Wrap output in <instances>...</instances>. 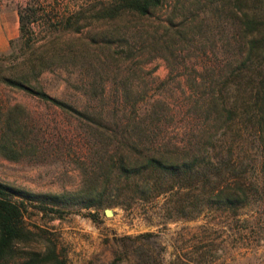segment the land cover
Listing matches in <instances>:
<instances>
[{
	"label": "trees",
	"instance_id": "1",
	"mask_svg": "<svg viewBox=\"0 0 264 264\" xmlns=\"http://www.w3.org/2000/svg\"><path fill=\"white\" fill-rule=\"evenodd\" d=\"M65 2L66 13L57 17L52 15L54 0H0V13L13 5L19 16V36L0 56V63L8 65L7 70L0 68V80L86 123L83 136L94 138L88 148L96 160L88 163L84 157L79 165L83 185L62 194L37 193L0 181V264H66L53 239H46L43 248L25 249L36 234L26 224L29 207L52 218L83 210L95 218L103 207L156 203V214L166 225L204 213L239 215L246 206L255 205L261 209L252 218L263 225L257 215H264V0ZM159 10L183 14L179 22L170 17L169 24L162 25L165 30L160 39L145 24ZM101 23L123 25L98 34L107 46L119 41L126 56L137 46L161 43L170 48L173 26L185 44L181 51L205 53L195 60L185 56L186 66L209 78L202 94L192 91L196 99L186 123L174 125L162 107L144 108L126 100V93L112 104L80 109L31 83L54 61L49 50L41 48L55 49L58 33H80ZM42 27L46 28L44 36ZM216 28L219 46L227 50L220 63L207 55L208 48L218 44L208 36ZM25 110L22 104L0 103V156L6 159L37 157L45 148ZM172 130H177L176 137ZM60 135L64 142L73 137L70 131H60ZM246 135L257 155L254 150L244 152L242 143H237ZM159 239L155 231L124 236L120 240L125 251L116 253L108 264H123L128 240L136 246L139 264H201L212 252L210 247L200 251L195 246L192 253L200 251L195 258L174 244L167 259L163 255L167 246L160 247Z\"/></svg>",
	"mask_w": 264,
	"mask_h": 264
},
{
	"label": "rangeland",
	"instance_id": "2",
	"mask_svg": "<svg viewBox=\"0 0 264 264\" xmlns=\"http://www.w3.org/2000/svg\"><path fill=\"white\" fill-rule=\"evenodd\" d=\"M54 1L56 9L52 15L61 17L66 13V2ZM181 12L159 10L145 24L160 39L165 30L162 25H168L170 17H175V23L179 22L183 15ZM119 26L123 25L101 23L80 33H58L55 49L41 48V51L49 50L54 61L31 83L80 109L112 104L126 93V100L137 101L144 108L152 105L162 107L174 125L186 123L190 116L189 108L196 99L192 91L202 94L208 89L209 81L206 80L209 78H203L202 71L185 63L205 53L200 50L186 55L181 51V45L185 44L176 32L177 27L173 26L168 36L172 42L170 48L163 47L161 43L143 48L137 46L126 56L119 41L107 46L98 34ZM45 29L42 27L41 36L45 35ZM197 35L201 37L199 32ZM18 36V11L10 5L0 13V56L9 51L11 40ZM208 36L213 42L220 39L217 28ZM207 52L217 63L222 61L223 54H227L219 42L209 47ZM7 66L0 63L1 70H7ZM0 103L4 106L22 104L26 108L24 115L35 126L36 134L45 146L37 157L14 161L0 156V181L37 193L62 194L81 188L84 176L80 163L84 157L88 163L96 160L94 152L88 148L94 143V138L83 136L86 123L1 80ZM60 131H70L73 137L64 142ZM176 133L177 130H172L173 137L177 136ZM234 137L230 136L231 140H235ZM238 142L242 143L244 152L254 150L257 155L253 144L248 143L247 135ZM156 207V203L142 202H133L127 208L103 207L95 218L85 214L88 210L52 218V214L45 215L29 207L26 224L36 234L35 240L25 249L43 248L46 239H53L66 264H108L116 253L125 251L120 240L122 237L155 231L160 234V247L167 246L163 254L167 259L176 244L183 246L195 258H199L202 249L210 247L212 252L207 256L208 261L201 264H264V230L261 229L264 215H257V218H262L263 225H258V220L252 218L260 207L246 206L239 215L204 213L197 219L168 222L166 225L163 224L165 220L156 214L159 211ZM106 209H111L113 214L106 215ZM126 243L128 253L124 254L123 264H139L136 246L130 240ZM195 246L200 247V251L192 253Z\"/></svg>",
	"mask_w": 264,
	"mask_h": 264
},
{
	"label": "water",
	"instance_id": "3",
	"mask_svg": "<svg viewBox=\"0 0 264 264\" xmlns=\"http://www.w3.org/2000/svg\"><path fill=\"white\" fill-rule=\"evenodd\" d=\"M105 213H106V215H112L113 214V211L111 210V209H106L105 210Z\"/></svg>",
	"mask_w": 264,
	"mask_h": 264
}]
</instances>
